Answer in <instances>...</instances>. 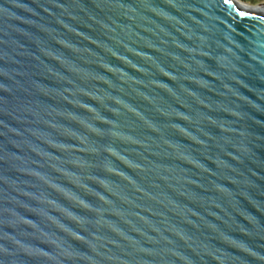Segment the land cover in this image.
Returning a JSON list of instances; mask_svg holds the SVG:
<instances>
[{"label": "water", "instance_id": "1", "mask_svg": "<svg viewBox=\"0 0 264 264\" xmlns=\"http://www.w3.org/2000/svg\"><path fill=\"white\" fill-rule=\"evenodd\" d=\"M0 264H264V12L0 0Z\"/></svg>", "mask_w": 264, "mask_h": 264}, {"label": "rangeland", "instance_id": "2", "mask_svg": "<svg viewBox=\"0 0 264 264\" xmlns=\"http://www.w3.org/2000/svg\"><path fill=\"white\" fill-rule=\"evenodd\" d=\"M246 5L251 7H264V0H241Z\"/></svg>", "mask_w": 264, "mask_h": 264}, {"label": "bare ground", "instance_id": "3", "mask_svg": "<svg viewBox=\"0 0 264 264\" xmlns=\"http://www.w3.org/2000/svg\"><path fill=\"white\" fill-rule=\"evenodd\" d=\"M251 9H255V10H257V11H262V12H264V7H251Z\"/></svg>", "mask_w": 264, "mask_h": 264}]
</instances>
